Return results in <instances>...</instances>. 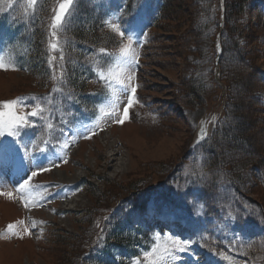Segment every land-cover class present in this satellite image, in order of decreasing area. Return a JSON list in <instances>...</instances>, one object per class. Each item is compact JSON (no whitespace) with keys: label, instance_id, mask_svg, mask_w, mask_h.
Instances as JSON below:
<instances>
[{"label":"rangeland","instance_id":"1","mask_svg":"<svg viewBox=\"0 0 264 264\" xmlns=\"http://www.w3.org/2000/svg\"><path fill=\"white\" fill-rule=\"evenodd\" d=\"M157 1L76 0L70 21L59 32L62 52L50 53V22L59 0H37L34 9L27 8V0H12L10 8L9 0H0V19L9 25L0 28V57L17 69L0 70V102L23 98L27 106L18 108L21 114L34 110L36 104L47 109L42 117H28L34 127L0 137V143L13 148L0 153V264H80L81 253L87 256V248L98 247L111 250L109 259L118 263L130 256L123 259L126 264H151L153 258L145 253L170 243L166 236L190 244L178 253L179 259L166 257L158 264H264V258L243 254L254 240L257 257L264 255L263 211L256 204L264 206V176L259 170L264 169V82L259 78L264 72V0H240V9L236 0H227L229 20L224 31L219 25L217 34L230 46V60L223 64L224 77L230 79V119L222 118L218 143L202 146L195 137L202 121L210 120L206 108L219 107L215 60L212 65L216 55L210 50L220 8L217 0H176L157 27H150L149 54L140 65L130 66L136 92L123 124L114 120L122 117L131 87L125 90L97 76V69L112 64L120 46L127 43L103 21L118 18L138 41L133 44L138 54L147 36V16L157 11ZM43 3L40 29L48 72L39 74L32 67L34 38L25 27L34 28ZM125 11L134 19L129 26L123 24ZM77 44L83 48L76 50ZM97 51L102 61L92 57ZM50 54L55 66L49 63ZM78 63L89 69L83 71L89 79L85 82L83 74L76 75L75 86L72 83L61 94L60 83L83 68ZM190 86L201 88L198 98L188 95ZM49 123L54 126L51 132ZM86 127L95 134L86 132ZM57 169L77 175L61 179ZM33 171L37 175L29 181L25 207L17 188ZM225 175L237 181L241 193ZM83 179L88 186L80 189ZM93 185L105 195L94 196ZM79 189L78 198L65 200ZM147 192L152 198L147 199L146 212L131 219L125 232L141 234V223L152 230L145 239L143 232L141 239L138 235L139 244L135 246L138 242L133 240L121 255L108 240L114 228L111 220L122 221L127 212L131 215L127 199ZM105 213L110 214L107 220ZM9 224L16 225L15 234L6 232ZM79 233L81 238L73 240Z\"/></svg>","mask_w":264,"mask_h":264},{"label":"snow or ice","instance_id":"2","mask_svg":"<svg viewBox=\"0 0 264 264\" xmlns=\"http://www.w3.org/2000/svg\"><path fill=\"white\" fill-rule=\"evenodd\" d=\"M37 4V0H27V8L34 9ZM9 8L12 7V0H9L8 3ZM76 6V0H59L58 7L54 10V14L51 17L50 22V38L48 43V48L50 49V53H55L57 51H61L60 40H59V32L61 29L65 27V25L70 21L73 15V9ZM103 23L110 28L114 33H116L122 40L126 39L127 43H124L120 46L118 50V54L116 55L112 64H110L106 69L98 68L97 76L99 80L106 81L109 84L113 82L119 84L123 89H127L131 87V94L128 95L127 104L124 106L123 115L119 119L114 120L116 123L123 124L124 121L128 118L129 108L134 103V94L136 92V87L131 86V81L134 80L135 74L131 72L130 66L134 62H138V54L133 47L134 43H138L137 40H134V34L128 32L124 29L119 23L118 18H114L113 20H105ZM146 35V34H145ZM100 53L103 55H110L106 49H100ZM60 59L63 60L64 57L61 54ZM55 60V56L50 54L49 63L53 64ZM53 66H55L53 64ZM0 70L8 71V70H17L15 65L6 62L3 57H0ZM56 79V77H53ZM53 91H56L54 89ZM71 98V97H69ZM36 99V98H33ZM23 103V98H17L15 100L3 101L0 102V137L5 135L7 136H17L21 129L34 127V122L28 120V117H42L43 113L47 110L42 104H36L34 106V110L29 111L27 113L21 114L18 111V108L26 107ZM111 107L115 108L116 105L113 103ZM6 109L7 111H3ZM101 112H104V109H100ZM107 116H113L112 112L104 113ZM53 124L49 123L47 125L48 130L51 132L53 129ZM5 129L7 131H5ZM86 132H91L95 134L93 129L85 128ZM82 138H90L89 135H84L78 133ZM207 136L206 130L201 127L199 133V139L203 140ZM69 145L65 143L63 145L64 148H67ZM13 150L12 145H5L0 143V153H8ZM41 152L45 151V149H41ZM51 163V162H50ZM41 171H47L50 169L41 168ZM37 172L33 171L31 176L28 177L27 180L24 181L23 184L17 188V192L21 193V202L25 207H28L29 201L24 199V196L30 195V186L29 181L32 177L36 176ZM11 196V193H9ZM15 224H9L7 226L6 232L15 234ZM25 234H28V229H24ZM22 238V237H21ZM166 241H170L166 246H156L153 248L152 252L145 253V257H152L153 260L151 264H158L159 261L164 260L166 257H171L172 260L179 259L178 253H183L188 250L190 241L182 240L178 237L174 236H166Z\"/></svg>","mask_w":264,"mask_h":264},{"label":"trees","instance_id":"3","mask_svg":"<svg viewBox=\"0 0 264 264\" xmlns=\"http://www.w3.org/2000/svg\"><path fill=\"white\" fill-rule=\"evenodd\" d=\"M176 0H163V5L161 6V9H160V12L159 14L156 16L154 22H153V27H157L158 25V22H160V20L163 19V17H165V11H169V9L172 7V3H174ZM217 3H218V0H217ZM235 7L236 9H240L241 8V4L240 3V0H236L235 1ZM44 5L45 3H43L41 6V9H39L40 13H39V17L38 19L35 21L34 23V28H33V24L31 26H28V27H25V29H29L30 30V33H32L33 35V38H34V41H33V45H36V49H35V61H33V68L34 70H37L39 71V74H42L43 71L44 72H48V67L46 66V61L45 59L43 58V46H42V42H43V38H42V30L40 29V22L44 19L43 18V15H42V12L44 10ZM202 7L201 4H199V8ZM42 15V16H41ZM4 19H2L3 21ZM229 20L228 18V3H227V0H225V13H224V28H223V31L225 29V26L227 24V21ZM220 25V10H219V13H217V20H216V32H214L213 36H212V39H211V48L210 50H212L213 54L216 55V48H215V40H216V36H217V28L219 27ZM202 31H204V29H202ZM200 31V32H202ZM222 31V33H223ZM76 35L78 36H84V34H82L81 32H75ZM220 45H221V55H220V65H221V75H220V80H221V83H217L214 79V82L217 84L218 86V89L220 91V96H221V92L222 90L224 89V98H225V108L223 110V113H222V116L220 117V119L218 120V123L214 129V131L212 132V134L203 142H201L199 144V146H202L204 145L205 143L207 142H214V143H218L220 138L223 136V134L221 136L220 135V130H219V126H220V123H221V120L222 118H225V120H229V115H230V107L232 106L231 102L230 101V79H226L224 77V73H223V64H225V61L227 60H230V51H228V49L230 50V46L226 45L225 43H223V35L221 34V38H220ZM77 48L75 47L76 50H78V48H82L81 45L77 44L76 45ZM79 49V50H80ZM150 49V41H148L144 46H143V52H142V60L141 62H143V58H146L147 56V52L149 54V50ZM34 48L31 47L30 51H29V54H28V58L31 60V53L33 52ZM80 53L75 55V57H79ZM41 60V62H40ZM72 60V59H71ZM215 60L212 59V65H213V61ZM238 60H241V59H238ZM39 67V68H38ZM73 70H75L73 67H71ZM40 69V70H39ZM75 75L74 77H72L71 75L68 77V82L66 80H63V82L61 83V87L64 89L65 87H69L70 85L73 84V86H75V82H74V79L75 76L78 74L76 72V70L74 71ZM72 78V79H71ZM259 78L261 79L260 81L261 82H264V72L260 71L259 72ZM76 79V78H75ZM76 81V80H75ZM188 95L191 96V97H194V98H198V93H201L202 90L201 88L199 87H193V86H190L188 87ZM219 96V98H220ZM218 98V99H219ZM231 104V105H230ZM235 106V104H233ZM226 115V116H225ZM225 116V117H224ZM219 130V131H218ZM218 131V132H217ZM217 132V133H216ZM242 135V141L244 143H247V138L243 137V133H240V136ZM245 165H247V161L246 163H244ZM220 167V170H224V167L220 164L219 165ZM260 172H262V175L264 176V169H259ZM225 172V170H224ZM226 173V172H225ZM226 178H229L230 179V184L231 183H234L231 184L233 187L235 186L236 189L238 190V193H241L240 191L241 188L238 186V183L237 181L232 177V176H229V175H225ZM234 180V181H233ZM132 186V185H131ZM92 190L94 191V196H98V195H105V191L104 190H101L100 188L96 187V186H92ZM241 196V195H240ZM150 198V195L149 193H144L142 194L141 196H138L137 198H134L133 199V194H131L130 196V199H127V203H130L128 204L126 207L127 208H131L132 212L136 211V212H143L145 210V206H146V202H147V199L149 200ZM243 201H250L252 202L253 200H247L245 198H241ZM256 204L258 205V207H260V209H262L263 213H264V206H262L259 202ZM122 221L120 220H117L116 218H112L111 221H113V230H112V233L110 235V239L113 240L114 244H113V248L115 250H122V251H125L128 247H129V244L133 242V240L135 241H138L139 239H137L134 235H133V232L132 230L128 231V232H125L126 231V227L127 225L129 224L130 222V215L129 213L127 212L125 214V216H122ZM111 221H108V224L111 223ZM131 228V227H130ZM143 232V236H147L149 231L145 230V231H142ZM79 234L75 235L72 237L73 240H78V238H81V236H79ZM141 238V237H140ZM146 238V237H145ZM126 239H129V240H126ZM139 242V241H138ZM257 242L258 241H251L249 244H247L246 247L243 248V254L248 256L249 258H254V259H259L261 260L262 258H264V255H262V257H257L258 255V251L257 249H259L257 247ZM91 247V246H90ZM87 250V249H86ZM260 253H262V250L260 249ZM81 261H80V264H86V263H89V264H126V262L124 260H122L120 263H118L117 261L115 260H110L108 255L110 256H113V253L112 251H107V248H96V250H94V253H88L87 256H85L83 253H81ZM130 258V256L128 258H126V260H128ZM263 264V263H261Z\"/></svg>","mask_w":264,"mask_h":264},{"label":"bare ground","instance_id":"4","mask_svg":"<svg viewBox=\"0 0 264 264\" xmlns=\"http://www.w3.org/2000/svg\"><path fill=\"white\" fill-rule=\"evenodd\" d=\"M56 174L59 176V178H61V179H66V180H71V179H74L75 177H76V173H74L73 174V176L71 177V176H68V175H66L65 174V172H63L61 169L59 170V169H57L56 170ZM73 196L72 197H69V198H67V199H69V201L71 200V201H73L74 199H76V198H78V196H75V198H73Z\"/></svg>","mask_w":264,"mask_h":264},{"label":"built area","instance_id":"5","mask_svg":"<svg viewBox=\"0 0 264 264\" xmlns=\"http://www.w3.org/2000/svg\"><path fill=\"white\" fill-rule=\"evenodd\" d=\"M218 64H219V66H220V68H221V65H220V58H219V60H218Z\"/></svg>","mask_w":264,"mask_h":264}]
</instances>
